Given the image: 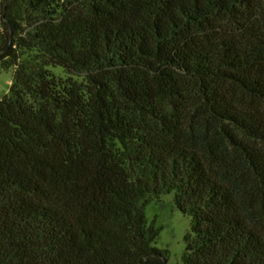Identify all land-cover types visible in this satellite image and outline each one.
<instances>
[{
	"label": "trees",
	"instance_id": "16d2710c",
	"mask_svg": "<svg viewBox=\"0 0 264 264\" xmlns=\"http://www.w3.org/2000/svg\"><path fill=\"white\" fill-rule=\"evenodd\" d=\"M0 264H264V0H1ZM53 68H61L64 76Z\"/></svg>",
	"mask_w": 264,
	"mask_h": 264
},
{
	"label": "rangeland",
	"instance_id": "374dc122",
	"mask_svg": "<svg viewBox=\"0 0 264 264\" xmlns=\"http://www.w3.org/2000/svg\"><path fill=\"white\" fill-rule=\"evenodd\" d=\"M51 70L56 75L64 76L61 68ZM12 76L13 68L2 69L0 67V100L8 93ZM146 216L148 221L155 219L157 226L162 228L155 247L168 251L167 264H180L184 249V236L189 231L190 219L174 207L172 194L162 196L159 202L151 203L146 208Z\"/></svg>",
	"mask_w": 264,
	"mask_h": 264
}]
</instances>
